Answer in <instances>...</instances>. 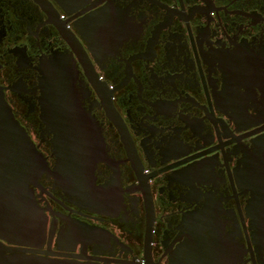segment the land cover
Returning a JSON list of instances; mask_svg holds the SVG:
<instances>
[{"label":"flooded vegetation","instance_id":"flooded-vegetation-1","mask_svg":"<svg viewBox=\"0 0 264 264\" xmlns=\"http://www.w3.org/2000/svg\"><path fill=\"white\" fill-rule=\"evenodd\" d=\"M78 1L0 0V85L47 167L1 198L0 244L50 264H264V0ZM60 57L100 137L82 188L56 177L42 117Z\"/></svg>","mask_w":264,"mask_h":264},{"label":"water","instance_id":"water-1","mask_svg":"<svg viewBox=\"0 0 264 264\" xmlns=\"http://www.w3.org/2000/svg\"><path fill=\"white\" fill-rule=\"evenodd\" d=\"M57 1L67 11L72 10L70 5L73 8L80 5L78 0ZM42 72V117L54 132V152L58 156L55 175L59 180L82 188L99 158L100 137L92 117L82 108L78 98L73 61L60 57L56 63L44 65ZM46 168L42 153L16 119L0 85V200L4 196L11 202L20 200L27 195L30 177L38 176ZM0 264L50 263L9 254L0 244Z\"/></svg>","mask_w":264,"mask_h":264}]
</instances>
